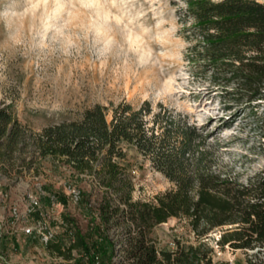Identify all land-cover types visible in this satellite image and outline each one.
Masks as SVG:
<instances>
[{"label":"trees","instance_id":"trees-1","mask_svg":"<svg viewBox=\"0 0 264 264\" xmlns=\"http://www.w3.org/2000/svg\"><path fill=\"white\" fill-rule=\"evenodd\" d=\"M181 10V19H190L186 35L193 38L186 57L200 72L231 83L226 93L261 102L254 116L264 149V0H185ZM125 143L148 157L174 187L152 200L132 199V183L118 161ZM218 143L207 141L185 114L164 105L152 111L146 100L137 107L94 103L79 118L36 131L0 101V171L19 173L46 156L72 171L76 197L63 190L50 194L63 206L69 197L74 200L88 217L86 226L61 211L67 239L59 235L47 246L64 258L75 249L84 264H225L212 261L207 238L215 228L219 247L264 242V170L239 180L218 162ZM96 186L101 194L93 199ZM172 216L184 219L193 240L175 239L172 250L158 248L150 232Z\"/></svg>","mask_w":264,"mask_h":264},{"label":"rangeland","instance_id":"rangeland-1","mask_svg":"<svg viewBox=\"0 0 264 264\" xmlns=\"http://www.w3.org/2000/svg\"><path fill=\"white\" fill-rule=\"evenodd\" d=\"M184 6L185 0H130L126 6L129 15L139 16L140 22L146 25L164 20L174 29L170 43L163 47L153 45L156 51L171 52L172 57L144 65L126 53L116 23L112 21L109 26L114 30L116 42L103 56L100 55L102 44L96 43L92 34L87 41H80L79 49L71 50L69 56L27 45L14 47L8 39L13 27L0 21V101L22 124L35 131L46 124L79 118L94 103L125 102L137 107L146 100L152 111L164 105L185 114L207 141H219L215 147L218 162L239 180L246 181L250 175L264 170L262 138L254 116L261 102L248 100L243 94L226 93L231 83L214 80L209 72H200L195 62L186 57L187 46L193 38L185 31L190 19H181ZM90 9L91 4L85 0V4L69 8L67 15L78 23L89 16ZM123 150L124 156L118 161L132 183V199L152 200L156 194L174 187L133 145L125 143ZM39 188L44 193L63 190L74 198L72 188L76 190L77 186L72 171L48 156L41 158L35 167L19 173L0 171V264H84L76 257L75 249L70 258H58L45 250L39 239L22 230L31 220L26 214L28 194ZM92 191V198L98 199L101 189L96 186ZM70 197L64 206L49 205L40 198V209L49 219V225L65 211L85 228L88 217ZM13 208L19 214L17 220H14ZM36 228L32 233H36ZM56 231L66 236L63 226ZM218 231L213 229L207 238L213 246L212 261L242 264V249H231L228 245L216 247L214 238ZM150 235L158 248L167 250L174 249L175 239L185 243L193 240L184 219L174 216L154 225ZM120 258L121 252H118L114 260Z\"/></svg>","mask_w":264,"mask_h":264},{"label":"clouds","instance_id":"clouds-1","mask_svg":"<svg viewBox=\"0 0 264 264\" xmlns=\"http://www.w3.org/2000/svg\"><path fill=\"white\" fill-rule=\"evenodd\" d=\"M87 3L91 4L89 16L76 23L68 17L67 10L85 4V0H23V7L20 0H0V21L14 29L8 38L12 46L49 49L64 56L79 49L80 41H87L89 34L102 44L103 56L116 42L114 30L109 26L112 21L121 36V46L140 65L172 57L171 52L156 51L153 47L170 43L174 29L167 21L157 20L154 25L140 22L139 16L126 11L130 0H87Z\"/></svg>","mask_w":264,"mask_h":264},{"label":"built area","instance_id":"built-area-1","mask_svg":"<svg viewBox=\"0 0 264 264\" xmlns=\"http://www.w3.org/2000/svg\"><path fill=\"white\" fill-rule=\"evenodd\" d=\"M72 192L75 196V190L72 188ZM29 196V202L28 207L26 209L27 216L30 217V223L25 224L22 228V230L25 233H30L32 238H37L42 243V247H44L45 250H48L52 254H54L58 258H62L61 255L56 254L54 251H50L47 244L49 241H56L57 237L59 236L58 229L61 226V217L60 213L57 217H55V220L53 222V225H49V219L46 217V214H44L40 209V198L43 196H47L49 198V205L59 204L63 206V204L57 200L54 199L53 194H50V192H43L40 188L36 190L34 193L28 194ZM46 207V206H45ZM14 213V220L18 219L19 214L16 212V209L13 208ZM31 214V215H30ZM28 218V217H27ZM37 226L36 233H32V229ZM220 235V231H218V234L215 235V239H217ZM216 247H219L217 244H215ZM232 249V248H231ZM242 257L243 261L242 264H264V242L261 244H257L251 248H244L242 249ZM231 262V259H230ZM230 264V263H228ZM232 264V263H231Z\"/></svg>","mask_w":264,"mask_h":264},{"label":"water","instance_id":"water-1","mask_svg":"<svg viewBox=\"0 0 264 264\" xmlns=\"http://www.w3.org/2000/svg\"><path fill=\"white\" fill-rule=\"evenodd\" d=\"M228 226H230V225H228Z\"/></svg>","mask_w":264,"mask_h":264}]
</instances>
